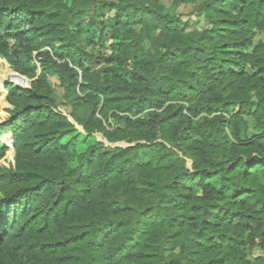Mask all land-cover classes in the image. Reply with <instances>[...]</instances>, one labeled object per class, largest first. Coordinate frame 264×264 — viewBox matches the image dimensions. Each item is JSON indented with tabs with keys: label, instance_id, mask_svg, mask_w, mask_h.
Wrapping results in <instances>:
<instances>
[{
	"label": "trees",
	"instance_id": "16d2710c",
	"mask_svg": "<svg viewBox=\"0 0 264 264\" xmlns=\"http://www.w3.org/2000/svg\"><path fill=\"white\" fill-rule=\"evenodd\" d=\"M173 5L0 0V264H264V0Z\"/></svg>",
	"mask_w": 264,
	"mask_h": 264
},
{
	"label": "rangeland",
	"instance_id": "374dc122",
	"mask_svg": "<svg viewBox=\"0 0 264 264\" xmlns=\"http://www.w3.org/2000/svg\"><path fill=\"white\" fill-rule=\"evenodd\" d=\"M162 4H164L166 7L173 9L176 13L181 15V21L184 25V35L185 39L191 43H197L200 35L203 33V31L206 29L207 24L205 21V18L203 15H201L197 10H195L194 7L188 6V5H173V0H162ZM255 42H264V33H256L254 36ZM11 74H18L15 71H13L10 66L8 65L7 61H5L3 58L0 60V91L2 93L1 99H0V108L7 107L8 104L5 100V88L3 86V82L7 81L10 83H13L17 85L13 80L11 79ZM49 80L52 84V86L58 91L59 90V81L58 78L54 75L49 74ZM31 83L29 80H27V84L24 85L27 88L30 87ZM254 255L260 256L262 255V251L257 248L254 252Z\"/></svg>",
	"mask_w": 264,
	"mask_h": 264
},
{
	"label": "water",
	"instance_id": "95a60500",
	"mask_svg": "<svg viewBox=\"0 0 264 264\" xmlns=\"http://www.w3.org/2000/svg\"><path fill=\"white\" fill-rule=\"evenodd\" d=\"M17 75H19V74H17ZM20 77H22L24 80H28L26 77H23V76H21V75H19ZM30 82H32V81H30ZM18 86H21V87H24V88H27L26 86H24L23 84H17ZM29 88V87H28Z\"/></svg>",
	"mask_w": 264,
	"mask_h": 264
},
{
	"label": "crops",
	"instance_id": "0c3cea01",
	"mask_svg": "<svg viewBox=\"0 0 264 264\" xmlns=\"http://www.w3.org/2000/svg\"><path fill=\"white\" fill-rule=\"evenodd\" d=\"M5 60V59H4ZM6 61V60H5Z\"/></svg>",
	"mask_w": 264,
	"mask_h": 264
}]
</instances>
